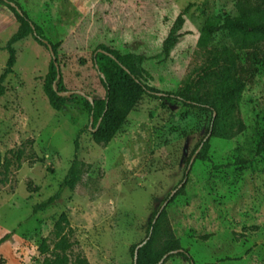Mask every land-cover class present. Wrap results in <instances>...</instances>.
I'll use <instances>...</instances> for the list:
<instances>
[{
	"label": "rangeland",
	"instance_id": "1",
	"mask_svg": "<svg viewBox=\"0 0 264 264\" xmlns=\"http://www.w3.org/2000/svg\"><path fill=\"white\" fill-rule=\"evenodd\" d=\"M14 1L58 45L64 85L77 101L53 110L42 90L49 52L31 36L14 44L16 63L0 98V238L11 234L0 245V264H41L37 247L52 239L61 213L67 215L74 252H83L90 264H132L130 247L145 238L153 214L181 181L209 113L144 96L107 145H96L84 131L79 181L50 207L35 215L32 208L54 195L67 173L73 141L88 124L83 99L104 97L91 62L97 42L120 52H154L188 5L190 34L168 60L146 67L150 85L175 92L213 49L225 45L238 54L244 88L221 110L210 161H194L186 196L167 207L166 224L194 264H264V152L255 154L264 133V41L256 59L252 47L238 48V32L217 31L208 48L197 46L205 24L237 19L238 0ZM17 27L0 5V75L8 57L4 47ZM164 264L186 263L173 257Z\"/></svg>",
	"mask_w": 264,
	"mask_h": 264
},
{
	"label": "trees",
	"instance_id": "2",
	"mask_svg": "<svg viewBox=\"0 0 264 264\" xmlns=\"http://www.w3.org/2000/svg\"><path fill=\"white\" fill-rule=\"evenodd\" d=\"M0 5L11 12L18 24L16 32L9 38L4 49L7 61L0 75V98L4 95L3 83L13 73L16 63L14 44L31 36L33 40L48 51L52 48L54 59L50 57L48 70L43 78L42 90L49 106L55 111H62L68 104L77 101L74 91L66 89L59 68L58 45L52 44L44 37L41 27L33 23L27 14L14 0H0ZM237 19L225 18L219 26L205 24L199 31L197 46L205 50L209 47L217 31L238 32L241 34L239 49L252 47V56L256 59L257 45L264 41V0H238L236 4ZM190 6H186L175 17L168 28L161 46L156 51L120 52L103 41L97 42L91 54L92 67L98 74L104 90V97L83 99L88 114V124L78 131L73 141V158L58 191L32 208V215L44 210L58 201L65 189H73L79 181L83 162L80 160V136L90 131L96 145H107L124 125L129 113L144 96L166 102L179 103L184 107L209 113L211 120L204 137L195 146L186 161L183 177L174 190L162 201L159 209L149 221L145 238L130 247L132 264H164L173 257L181 258L186 264H194L193 258L185 250L173 231L167 226V207L177 197L186 196L190 169L194 161L209 162L210 139L217 135L221 110L230 107L233 99L238 97L244 82L240 77L238 54L234 47L222 46L209 53L206 62L191 71L181 81L175 92L160 91L150 85L153 77L146 70L148 65H158L168 60L182 39L190 34L186 30V20ZM250 43V44H249ZM49 52V51H48ZM261 59L264 54L261 52ZM256 61V60H255ZM57 64V67L55 66ZM59 75V77H57ZM264 152V133L257 137L255 154ZM194 156V160H190ZM236 163L245 161L236 160ZM4 163H1L0 167ZM159 213L157 219L156 215ZM10 233L0 238V245L6 242ZM52 239H43L37 251L42 256L41 264H90L83 252H74V241L71 240V229L65 213H61L53 225ZM137 249V251H136ZM136 251V253H135ZM213 264V263H207Z\"/></svg>",
	"mask_w": 264,
	"mask_h": 264
},
{
	"label": "water",
	"instance_id": "3",
	"mask_svg": "<svg viewBox=\"0 0 264 264\" xmlns=\"http://www.w3.org/2000/svg\"><path fill=\"white\" fill-rule=\"evenodd\" d=\"M48 51H49L50 57H51L52 59H54V58H55V57H54V53H53L52 48H51L50 46H48ZM55 66L57 67V64H55ZM57 77H59V75H58ZM193 160H194V156H192V158H191V160H190V163H192ZM159 213H160V212H158V214L156 215L155 219H157ZM136 251H137V249H136ZM136 251H135V253H136ZM162 262H163V259H162L158 264H161Z\"/></svg>",
	"mask_w": 264,
	"mask_h": 264
}]
</instances>
